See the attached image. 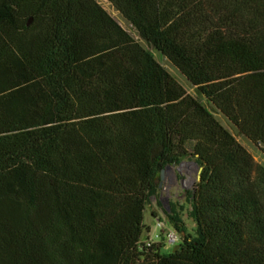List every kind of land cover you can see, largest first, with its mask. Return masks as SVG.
Instances as JSON below:
<instances>
[{
    "label": "trees",
    "instance_id": "trees-1",
    "mask_svg": "<svg viewBox=\"0 0 264 264\" xmlns=\"http://www.w3.org/2000/svg\"><path fill=\"white\" fill-rule=\"evenodd\" d=\"M107 1L137 38L97 0H0V264H264V164L199 98L264 155V0ZM184 159L180 246L141 245Z\"/></svg>",
    "mask_w": 264,
    "mask_h": 264
},
{
    "label": "rangeland",
    "instance_id": "rangeland-1",
    "mask_svg": "<svg viewBox=\"0 0 264 264\" xmlns=\"http://www.w3.org/2000/svg\"><path fill=\"white\" fill-rule=\"evenodd\" d=\"M97 2L127 31H129L135 38L133 28L130 24L126 22L123 16L112 6L107 0H97ZM157 60L175 77V79L185 88V90L199 97L195 91L193 85L174 67L169 63L166 58L160 57L156 52H154ZM202 102L213 111L214 115L220 120V122L236 137V139L246 147V149L251 153L254 160L264 164V155L259 149V146L255 143L249 141L247 138L240 135L237 129L219 112L214 111L213 107L207 103V101L200 96ZM185 165H177L167 168L164 171V179L161 180L160 189L158 191L157 197H151V203L147 206L145 212V223L148 228L151 227L152 222L155 218H162L167 223L166 215L163 212V206H166L171 201H178L179 203L185 202L186 190L192 189L194 184L199 177V168L195 165L193 160L184 159ZM161 202V206L157 203ZM152 212L156 215L153 216ZM183 219L187 226V229L191 231L193 227V222L184 214ZM181 236V234H180ZM173 246L165 245L162 249L163 252L171 251Z\"/></svg>",
    "mask_w": 264,
    "mask_h": 264
},
{
    "label": "built area",
    "instance_id": "built-area-1",
    "mask_svg": "<svg viewBox=\"0 0 264 264\" xmlns=\"http://www.w3.org/2000/svg\"><path fill=\"white\" fill-rule=\"evenodd\" d=\"M180 241V234L176 232L164 219L155 218L151 227L146 229L141 237V245L151 246L159 242L174 246Z\"/></svg>",
    "mask_w": 264,
    "mask_h": 264
},
{
    "label": "water",
    "instance_id": "water-1",
    "mask_svg": "<svg viewBox=\"0 0 264 264\" xmlns=\"http://www.w3.org/2000/svg\"><path fill=\"white\" fill-rule=\"evenodd\" d=\"M182 163H184V161H182V162L180 163V165H181ZM193 163L196 165L195 162H193ZM169 167H172V166H167L165 169H163V170L161 171V174H160V178H161V180L164 179V171H165L167 168H169ZM200 169H201V168H199V172H200ZM198 179H199V177H198ZM179 246H180L179 244L174 245V247L172 248V251H173V252L176 251V250L179 248Z\"/></svg>",
    "mask_w": 264,
    "mask_h": 264
},
{
    "label": "bare ground",
    "instance_id": "bare-ground-1",
    "mask_svg": "<svg viewBox=\"0 0 264 264\" xmlns=\"http://www.w3.org/2000/svg\"><path fill=\"white\" fill-rule=\"evenodd\" d=\"M182 165H185V164H182ZM182 165H181V166H182Z\"/></svg>",
    "mask_w": 264,
    "mask_h": 264
},
{
    "label": "crops",
    "instance_id": "crops-1",
    "mask_svg": "<svg viewBox=\"0 0 264 264\" xmlns=\"http://www.w3.org/2000/svg\"><path fill=\"white\" fill-rule=\"evenodd\" d=\"M174 247V246H173Z\"/></svg>",
    "mask_w": 264,
    "mask_h": 264
}]
</instances>
